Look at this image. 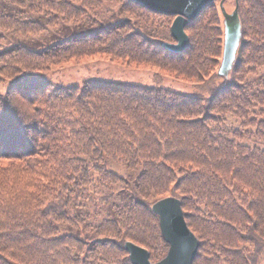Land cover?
<instances>
[{
	"label": "trees",
	"instance_id": "obj_1",
	"mask_svg": "<svg viewBox=\"0 0 264 264\" xmlns=\"http://www.w3.org/2000/svg\"><path fill=\"white\" fill-rule=\"evenodd\" d=\"M106 2L125 12L96 21ZM219 0L187 20L134 0H0V28L35 33L72 20L47 43L0 44V264H132L124 241L166 254L151 204L176 196L198 239L192 264H258L264 250V0H233L241 36L231 69ZM36 13V18L30 13ZM86 23V24H83ZM0 32V43L4 41ZM102 55L193 81L85 78L52 66ZM44 73V74H43Z\"/></svg>",
	"mask_w": 264,
	"mask_h": 264
},
{
	"label": "water",
	"instance_id": "obj_2",
	"mask_svg": "<svg viewBox=\"0 0 264 264\" xmlns=\"http://www.w3.org/2000/svg\"><path fill=\"white\" fill-rule=\"evenodd\" d=\"M151 10L174 14L169 31L173 42L163 41L162 44L170 51L183 50L188 42L184 30L187 20L195 15L207 3L214 0H134ZM224 0H219V8L223 19L222 57L217 69L218 75L226 76L236 55L241 36L240 20L237 8L227 12L223 7ZM152 211L159 217V229L163 239L168 243L167 252L159 260L152 261L149 252L141 245L130 240L124 241V248L129 253L132 264H192L198 246V239L186 225L180 200L173 195L158 198L151 204Z\"/></svg>",
	"mask_w": 264,
	"mask_h": 264
},
{
	"label": "rangeland",
	"instance_id": "obj_3",
	"mask_svg": "<svg viewBox=\"0 0 264 264\" xmlns=\"http://www.w3.org/2000/svg\"><path fill=\"white\" fill-rule=\"evenodd\" d=\"M219 5V4H218ZM223 7L226 11H231L233 7V0H224ZM221 12V9H219ZM125 12L122 8H119L118 3L106 2L103 6V10L97 15L96 21L114 20L123 16ZM32 17L36 18V13H30ZM125 15V14H124ZM220 19L222 13L219 14ZM78 24L72 20H60L56 25H46L43 29L38 30L35 33H15V31H9L7 29H1L0 32L4 34V41L0 44L8 45L15 41L28 42L33 44L47 43L52 36L62 35L61 33L69 31L70 26ZM86 24V23H83ZM69 28V29H68ZM45 76H49L53 82H61L64 84L79 83L85 78H100L120 80L125 82L144 83L151 85L157 83L165 85L173 90H179L183 93L198 94L201 93L200 89L194 84L193 81L182 80L179 78H173L169 76L164 70L153 66H147L144 64H124L118 60H111L102 55H93L82 57L81 59H70L57 66H52L44 72ZM43 73V74H44ZM5 86L0 83V93L3 92ZM153 261V260H152ZM258 264H264V250L260 255Z\"/></svg>",
	"mask_w": 264,
	"mask_h": 264
}]
</instances>
